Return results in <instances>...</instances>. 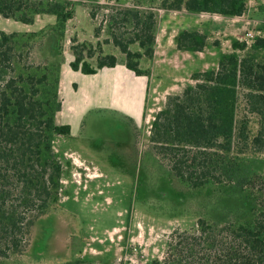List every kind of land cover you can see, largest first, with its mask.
<instances>
[{
    "label": "trees",
    "instance_id": "16d2710c",
    "mask_svg": "<svg viewBox=\"0 0 264 264\" xmlns=\"http://www.w3.org/2000/svg\"><path fill=\"white\" fill-rule=\"evenodd\" d=\"M86 4L96 20V0H0L5 19L34 24L41 15L56 17L39 32L0 33V264L29 251L38 222L61 199L64 165L54 140L72 136L70 125L56 121L63 107V44L67 24ZM158 9L241 17L247 0H163ZM105 23L124 59L100 52L93 64L97 52L82 43L71 47V69L95 75L122 63L136 76H149L159 12L124 9ZM103 27L95 29L97 37ZM207 46L208 38L196 32L177 38L179 51ZM39 47L47 54L38 57ZM247 48L235 42L217 69L195 73V82L169 95L153 121L149 146L171 176L191 191L220 188L230 198L228 214L201 217L192 231L174 233L156 264H264V172L256 165L264 161V60L255 55L264 50V37L243 53Z\"/></svg>",
    "mask_w": 264,
    "mask_h": 264
},
{
    "label": "rangeland",
    "instance_id": "374dc122",
    "mask_svg": "<svg viewBox=\"0 0 264 264\" xmlns=\"http://www.w3.org/2000/svg\"><path fill=\"white\" fill-rule=\"evenodd\" d=\"M162 1L96 0V20L90 18L88 4L77 7L75 18L67 24L63 44L64 110L56 120L58 124L71 125L74 137L54 140L56 155L64 165L61 199L57 209L38 222L29 251L12 257L7 264H66L78 259L97 264L161 263L174 233L192 231L201 217L212 219L217 213L228 214V190L191 191L171 176L149 146L156 115L169 95L181 93L172 89L174 84L183 83L172 80L159 90V95L154 96L158 100L149 103L144 120L136 125L123 115L139 108L131 93L136 94L141 87L133 74V78L119 74L118 95H109L99 93L103 82L98 78L76 73L70 67L71 47L82 43H90L97 52L90 60L93 64L100 52L123 60L106 31V18L130 8L159 11ZM239 22H228L227 29L219 23L217 31L230 33L240 28L241 33H252L245 41L238 40L247 45L243 52L247 53L257 38L264 37V0H247V11ZM55 23L53 15H41L34 24L0 15V33L39 32ZM102 25L97 37L95 29ZM222 34L225 36L213 34V46H222L228 40L226 31ZM234 35L230 38L235 39ZM234 43L223 49H231ZM46 54L43 47L38 48V57ZM255 55L264 60V50ZM209 67L213 68V63ZM194 82L192 77L189 84ZM123 87H129V93L122 92ZM257 128L253 119L252 132L256 133ZM256 165L264 172V161Z\"/></svg>",
    "mask_w": 264,
    "mask_h": 264
},
{
    "label": "crops",
    "instance_id": "0c3cea01",
    "mask_svg": "<svg viewBox=\"0 0 264 264\" xmlns=\"http://www.w3.org/2000/svg\"><path fill=\"white\" fill-rule=\"evenodd\" d=\"M158 12L159 26L156 38L154 58L151 62V65L149 66V76H136L122 63H119L114 68H104L95 75H86L95 76L100 82H103V84H101L99 88V93L103 92L104 94L118 95L117 92L119 91V85L117 84V78L119 77V74L128 76V78H133L130 77V74H133L136 81L138 82V86L141 87L136 94L131 93L134 95L135 101H137V103L139 104V108L137 109V111L133 110L131 111L132 113L127 112L123 115H125L128 120L136 125L144 120L145 111L148 108L149 103L153 100H158V98L154 96L155 94H158L159 90H161L163 87H166V85H168V83L173 80L175 83H183L182 86H180V84H178L179 86L174 84L172 88L175 91L182 92L184 87L192 82V77L195 73L212 70L215 67L218 68V64L222 56L232 51V48L225 50L223 49V47L226 44L228 47H231L229 45L230 42H237L241 37H245L246 34L241 33L240 28L238 31L233 30L230 33L225 30L227 34L226 37H229L227 38L228 40L225 43L223 41L222 46H213V34L217 33V35L219 36H225V34H222L225 33V31H217V29H220L219 23H223V26H226L227 29L229 28L228 22L233 21L240 23L239 21L242 20L245 14L241 17H226L218 14L190 13L185 10L162 11L159 9ZM184 31L196 32L201 35H205L208 38V46L206 47V49L203 52L179 51L177 49V38ZM234 33L237 35H234ZM231 35H234L236 38H230ZM212 63L213 68L209 67ZM62 84L63 79L60 89V97L62 99L63 106L61 112H63L64 110V99L62 98L61 94ZM123 88L124 89L122 92H126V94L129 93V87H127V89L125 87ZM71 137H74V135H72Z\"/></svg>",
    "mask_w": 264,
    "mask_h": 264
},
{
    "label": "built area",
    "instance_id": "2783aa9c",
    "mask_svg": "<svg viewBox=\"0 0 264 264\" xmlns=\"http://www.w3.org/2000/svg\"><path fill=\"white\" fill-rule=\"evenodd\" d=\"M252 36V33H248V34H245V37L243 36V37H241L240 39H239V41H245V39L247 38V37H251ZM245 38V39H244Z\"/></svg>",
    "mask_w": 264,
    "mask_h": 264
}]
</instances>
